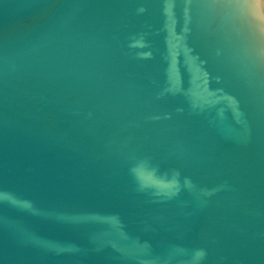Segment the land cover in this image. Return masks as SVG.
<instances>
[{"label": "water", "instance_id": "1", "mask_svg": "<svg viewBox=\"0 0 264 264\" xmlns=\"http://www.w3.org/2000/svg\"><path fill=\"white\" fill-rule=\"evenodd\" d=\"M247 48L218 0H0V264H264Z\"/></svg>", "mask_w": 264, "mask_h": 264}, {"label": "clouds", "instance_id": "2", "mask_svg": "<svg viewBox=\"0 0 264 264\" xmlns=\"http://www.w3.org/2000/svg\"><path fill=\"white\" fill-rule=\"evenodd\" d=\"M225 14L241 27L248 44L249 58L256 64L264 65V0H218ZM139 175L140 170L134 169ZM175 183L164 185L171 189ZM202 255V253L198 254Z\"/></svg>", "mask_w": 264, "mask_h": 264}]
</instances>
